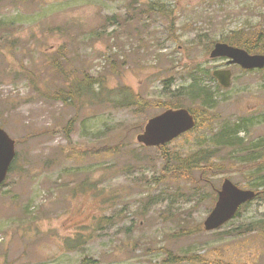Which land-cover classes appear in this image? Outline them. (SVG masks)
<instances>
[{
    "label": "rangeland",
    "instance_id": "rangeland-1",
    "mask_svg": "<svg viewBox=\"0 0 264 264\" xmlns=\"http://www.w3.org/2000/svg\"><path fill=\"white\" fill-rule=\"evenodd\" d=\"M259 26L264 0H0V126L15 142L0 185V264H264V186L241 153L188 181L136 141L170 103L200 114L176 89L195 77L217 104L167 145L173 157L223 128L263 151L264 69L209 58L211 42ZM226 67L228 88L201 75ZM74 77L93 86L64 104L58 91ZM122 88L142 106L115 103ZM224 178L261 194L206 231Z\"/></svg>",
    "mask_w": 264,
    "mask_h": 264
},
{
    "label": "trees",
    "instance_id": "trees-1",
    "mask_svg": "<svg viewBox=\"0 0 264 264\" xmlns=\"http://www.w3.org/2000/svg\"><path fill=\"white\" fill-rule=\"evenodd\" d=\"M261 35L264 36V28H261L260 26L258 28H242L233 31L229 35L228 43L243 47L251 53H264V50L261 48ZM211 44H213V42H211ZM62 58V55L59 52H56L50 59L57 61ZM53 67H55L57 73L63 74V71L57 65L53 64ZM201 75L212 79L210 71L207 73L204 72ZM74 78L67 82V90L60 89L58 91L57 99L64 104L68 100L79 101L86 90L93 86L85 81V77H82L81 79L76 78L75 80ZM176 89L179 92L180 97L189 100H199L201 103V108L199 109L200 114L195 115L196 124L189 130L188 133L190 134L199 129L205 122L210 120V118H206L205 115L209 110H212L216 106V98L214 97L210 87H206L202 83L201 79H197L195 77L191 78V82L189 84L179 86ZM119 94L120 95L115 96L116 99L114 102L120 106H142L139 101L140 97L132 91L122 88L120 89ZM178 104L180 103H170L165 107V109L180 106ZM210 134L211 136L209 139L202 138L204 136L201 135H197L196 137L190 139L189 143L186 145V148L188 147L187 153L182 155V150L180 155L177 157H173V152L175 150L168 151L166 149L169 143L158 147L157 150L161 155H163V162L165 164L164 168H167L169 165L172 170V173L167 176L172 177L173 179L180 177L190 181L193 176V171H197L199 178H206L213 171L217 170L218 167H220V164L216 163L214 161L215 159H213L215 156H219L222 153L230 156V154L234 151H237L242 154V161L247 162L248 166L253 168V176L259 178L258 183L254 187L258 188L260 185L264 186V149L263 151L255 149L254 147L257 145L252 144L253 142L245 144V140L237 135L236 130L231 128H223L211 132ZM260 192L264 193V188ZM247 203L248 202L245 204ZM250 226V223L247 224L245 226V230L248 231ZM234 228L240 229V226ZM193 230L196 231L198 228H194ZM218 264L228 263L220 262Z\"/></svg>",
    "mask_w": 264,
    "mask_h": 264
},
{
    "label": "water",
    "instance_id": "water-1",
    "mask_svg": "<svg viewBox=\"0 0 264 264\" xmlns=\"http://www.w3.org/2000/svg\"><path fill=\"white\" fill-rule=\"evenodd\" d=\"M229 57V63H237L243 68L264 67V55L249 54L241 48L226 43H216L210 52V57ZM223 87L230 84L231 71L218 69L213 72ZM195 124L193 115L185 108L167 109L151 117L144 127L143 133L137 135V141L146 146H161L181 133L190 130ZM15 156L14 140L0 128V183L5 179L11 161ZM256 196L253 190L238 188L229 179L225 178L218 191L216 204L204 220L206 230H212L229 220L239 206Z\"/></svg>",
    "mask_w": 264,
    "mask_h": 264
}]
</instances>
